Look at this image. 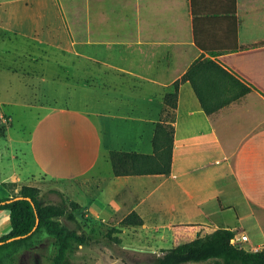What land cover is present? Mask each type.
<instances>
[{
    "label": "crops",
    "instance_id": "0c3cea01",
    "mask_svg": "<svg viewBox=\"0 0 264 264\" xmlns=\"http://www.w3.org/2000/svg\"><path fill=\"white\" fill-rule=\"evenodd\" d=\"M3 43L0 68L54 104L39 103L0 198L34 176L80 179L81 204L119 226L125 248L160 256L218 228L264 248V0H0ZM198 63L202 98L184 78ZM241 84L250 90L233 98ZM164 120L175 128L171 172L114 174L110 151L153 154ZM132 214L142 223L122 225ZM11 229L0 209V236Z\"/></svg>",
    "mask_w": 264,
    "mask_h": 264
},
{
    "label": "trees",
    "instance_id": "16d2710c",
    "mask_svg": "<svg viewBox=\"0 0 264 264\" xmlns=\"http://www.w3.org/2000/svg\"><path fill=\"white\" fill-rule=\"evenodd\" d=\"M222 61L231 67L228 60ZM216 65L235 78L221 65L218 63ZM197 67L199 63L194 65L184 78L191 79L198 95L202 98L201 90L193 78ZM245 77L248 78L246 75ZM241 85H243L241 90L233 98H238L250 90L249 86ZM259 88L264 92L263 87ZM167 100L169 114L173 115L172 109L177 106V93H169ZM229 101L230 99L227 102ZM174 136V125L167 120L159 121L153 139V154L110 151L109 157L114 174H169L172 170ZM40 192L39 186L24 184L13 197L0 198V209L10 210L12 222L11 231L0 236V264H14L16 255L21 250L33 247L39 242V234L42 231L54 239L56 252L51 257L52 264H72L71 255L80 248L105 252L114 241L117 244L121 243V238L118 236L108 233L105 238H101L94 227L87 230L86 220H94L102 224L104 221L94 216L87 217L86 213L80 210L77 202L68 204L63 200L58 205H46ZM132 222L141 224L142 219L132 214L123 219L122 225ZM19 235L22 237L9 240ZM234 236L235 232L232 229L218 228L190 241L163 249V253L158 257V264H264V248L249 250L237 246L233 243Z\"/></svg>",
    "mask_w": 264,
    "mask_h": 264
},
{
    "label": "rangeland",
    "instance_id": "374dc122",
    "mask_svg": "<svg viewBox=\"0 0 264 264\" xmlns=\"http://www.w3.org/2000/svg\"><path fill=\"white\" fill-rule=\"evenodd\" d=\"M7 43L0 46L5 47ZM7 57V56H5ZM10 60V58H8ZM1 65V64H0ZM18 66V64H17ZM19 67V66H18ZM94 69V73H100L97 67L88 66ZM16 68V65H15ZM87 69V65H83ZM17 69V68H16ZM93 72H91L93 74ZM81 73L80 78L83 77ZM34 90V91H33ZM26 88L20 72L6 71L0 68V130L6 129L11 135L3 136L0 131V178L7 176L10 169L14 166H20V159L13 160V154L16 152L22 154L20 143L18 140L26 138L33 130L34 124L38 120L42 110L38 108L39 103L54 104L50 94L44 99V95L34 93L36 89ZM77 91L79 89H69ZM38 92V91H36ZM74 92V93H75ZM56 100V99H55ZM31 102L30 104H26ZM62 102V100H60ZM60 101L58 103L60 104ZM68 104H72L71 101ZM19 156V154H17ZM27 183L40 187V195L43 203L46 205H58L65 200L68 204L77 202L80 210L86 213L87 217H92L81 204L82 184L80 179H72L69 181H60L51 179L45 175L34 176ZM87 221V230L95 228L96 233L105 238L108 233L112 236L120 237V228L117 225L99 223L94 220ZM12 223V222H11ZM39 242L30 248L21 250L15 258L14 264H52L51 257L56 252V246L53 237L42 231L39 234ZM117 254V255H115ZM118 256L116 258L115 256ZM158 255L147 249H128L121 243L115 241L111 247H107L105 252H96L90 249L80 248L71 255L72 264H158Z\"/></svg>",
    "mask_w": 264,
    "mask_h": 264
},
{
    "label": "built area",
    "instance_id": "2783aa9c",
    "mask_svg": "<svg viewBox=\"0 0 264 264\" xmlns=\"http://www.w3.org/2000/svg\"><path fill=\"white\" fill-rule=\"evenodd\" d=\"M247 237H246V235H241V238H239L238 240L237 239H235V236H234V238H233V243L234 244H238V242L239 241H242V240H244V239H246Z\"/></svg>",
    "mask_w": 264,
    "mask_h": 264
},
{
    "label": "water",
    "instance_id": "95a60500",
    "mask_svg": "<svg viewBox=\"0 0 264 264\" xmlns=\"http://www.w3.org/2000/svg\"><path fill=\"white\" fill-rule=\"evenodd\" d=\"M37 221H39V219ZM21 237H22V235H19V236L11 237L9 240H13V239H16V238H21Z\"/></svg>",
    "mask_w": 264,
    "mask_h": 264
}]
</instances>
